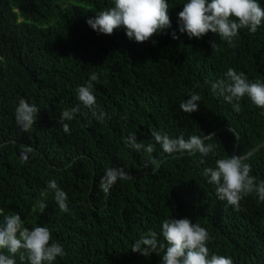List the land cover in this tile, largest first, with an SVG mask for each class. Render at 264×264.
Returning <instances> with one entry per match:
<instances>
[{"label":"trees","instance_id":"1","mask_svg":"<svg viewBox=\"0 0 264 264\" xmlns=\"http://www.w3.org/2000/svg\"><path fill=\"white\" fill-rule=\"evenodd\" d=\"M186 2L167 0L171 27L137 43L122 26L106 35L87 24L114 0H0V226L19 214L29 229L48 227L50 244L60 242L66 252L53 264H161L159 248L145 257L132 245L150 230L166 244L162 221L185 217L209 232L210 256L264 264V201L252 193L235 210L218 199L204 175L217 159L233 156L239 136L236 155L250 164L257 183L264 181V109L245 95L237 112L211 88L229 68L264 82V21L255 34L240 29L232 45L211 32L190 39L178 24ZM258 3L264 8V0ZM92 73L98 74L93 93L103 120L76 92ZM192 92L201 100L188 114L179 105ZM22 98L40 109L28 131L15 119ZM77 106L74 119L61 122L62 111ZM153 130L172 138L214 135L205 143L216 149L207 156L167 154ZM130 133L155 150L128 147ZM22 145L33 149L27 162L21 161ZM150 158L158 162L155 171ZM113 167L131 178L117 180L105 194L99 182ZM53 179L67 193V212L47 188ZM0 253L30 264L24 249Z\"/></svg>","mask_w":264,"mask_h":264},{"label":"clouds","instance_id":"2","mask_svg":"<svg viewBox=\"0 0 264 264\" xmlns=\"http://www.w3.org/2000/svg\"><path fill=\"white\" fill-rule=\"evenodd\" d=\"M169 5L167 0H114V6L96 13L87 19V24L98 33L111 35L121 26L126 30V36L137 43L148 41L151 37L171 27L168 15ZM264 21V8L258 0H187L183 10L178 13L179 31L186 33L191 39H199L208 32L217 34L222 40L232 45L233 38L240 29H247L255 34ZM174 39L176 34L172 33ZM212 50H219L215 41H210ZM98 81V74L92 73L88 82L76 89L78 100L86 107L93 109V115L98 120L106 116L102 110L97 114L96 97L93 93V82ZM213 93L223 97L237 112L241 110L240 101L247 95L257 107L264 109V82H250L243 72L229 68L225 78L211 84ZM189 98L180 103V109L188 114L199 110L201 96L189 93ZM40 109L37 105L20 99L15 110L17 124L24 131L36 125ZM79 112V106L65 109L61 114V122L74 119ZM63 131L69 132V124L63 123ZM155 142L167 154H193L199 152L203 156L214 153L216 145L205 143L212 140L214 135H191L187 139L183 135L172 138L165 132H151ZM125 144L135 151L145 150L151 154L155 148L149 143L145 148L144 143L137 142L136 133H130ZM33 149L30 146H21V161L27 162L28 153ZM149 163L156 170L158 162L150 158ZM148 167V164L145 165ZM251 166L245 163L239 155L217 159L215 167L204 169V175L209 178V183L216 185V195L220 201L239 210L241 200L255 193L260 201H264V181L257 183L256 177L250 175ZM131 178L123 167L108 168L101 177L99 186L105 193L116 184L117 180ZM47 188L54 192V200L59 209L67 212L68 196L57 184L50 180ZM47 205L39 204L41 211ZM161 234L166 244L159 243L157 233L149 231L145 236L136 241L131 251L145 257L150 256L157 248L163 252L161 264H234L227 256L209 255L208 242L211 237L206 228L199 223H193L189 218H168L162 221ZM52 234L46 226H36L32 229L24 226L19 214L5 217V223L0 226V249H7L9 253L16 254L21 249L26 250L30 264H53L56 258L66 255L64 246L57 241L50 244ZM21 255V260H23ZM0 264H16L14 258L0 253Z\"/></svg>","mask_w":264,"mask_h":264},{"label":"water","instance_id":"3","mask_svg":"<svg viewBox=\"0 0 264 264\" xmlns=\"http://www.w3.org/2000/svg\"><path fill=\"white\" fill-rule=\"evenodd\" d=\"M239 143H240V140H239V136H238V141H237L236 148H235V151H234V154H233V155H236V152H237V148H238ZM256 150H258V149H256ZM256 150H255V151H256ZM252 153H254V151L251 152L250 154H252ZM185 154H188V153H184V154H182V155H185ZM250 154H249V155H250ZM136 176H137V175H136Z\"/></svg>","mask_w":264,"mask_h":264},{"label":"bare ground","instance_id":"4","mask_svg":"<svg viewBox=\"0 0 264 264\" xmlns=\"http://www.w3.org/2000/svg\"><path fill=\"white\" fill-rule=\"evenodd\" d=\"M189 155V154H188Z\"/></svg>","mask_w":264,"mask_h":264}]
</instances>
